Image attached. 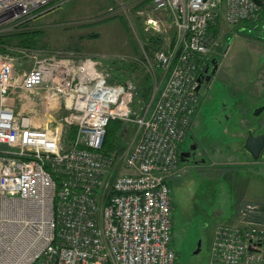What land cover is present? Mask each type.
<instances>
[{
  "label": "built area",
  "instance_id": "2783aa9c",
  "mask_svg": "<svg viewBox=\"0 0 264 264\" xmlns=\"http://www.w3.org/2000/svg\"><path fill=\"white\" fill-rule=\"evenodd\" d=\"M59 1L0 0V36ZM144 1L169 13L177 33L155 55L163 82L139 111L136 86L112 81L95 59L40 47L0 54V264H176L169 181L200 105L210 28L219 19L264 28V2ZM112 121L135 129L120 156L103 153ZM256 209L216 228L207 264H264V228L245 219Z\"/></svg>",
  "mask_w": 264,
  "mask_h": 264
},
{
  "label": "rangeland",
  "instance_id": "374dc122",
  "mask_svg": "<svg viewBox=\"0 0 264 264\" xmlns=\"http://www.w3.org/2000/svg\"><path fill=\"white\" fill-rule=\"evenodd\" d=\"M150 19L158 22L156 30L148 29ZM219 21L218 33L214 36L209 32L213 46L211 60L217 59L220 64L225 60L222 70L225 74L231 71H241L244 75L263 72L264 28H243L242 25H228L223 19ZM176 33L172 16L155 11L149 1L60 0L55 9L26 24L17 33L4 35L11 37L9 41L0 43V48L6 52L11 48L9 46L20 45L22 35L38 34L36 41L40 48L58 55H71L77 60L95 59L100 62V68L112 72L113 78L132 82L138 96L146 87L154 92L163 82V72L156 67L154 58L158 51H168L173 47L171 44ZM225 95L227 97L224 96L219 103L215 102V94H212L214 101H209L210 104L205 99L200 100L199 108L205 105L201 112V126L198 133L191 130V140L186 142L180 153L185 152L191 142L200 146L195 136L203 149L209 147V143L224 138V130L218 123L223 115L221 103L228 105V114L233 108L235 120H239L242 105L235 97L231 98L228 91ZM139 100L143 101V98ZM142 107L138 105L136 110ZM111 130L109 144L113 145V149L110 154L123 155L131 145L135 129L114 121ZM201 156L206 162L185 168L178 178L180 181H174L172 189L174 246L178 251L176 264H207L216 227L234 221L230 220L231 216L253 172L247 167L224 166L221 155ZM250 188L253 190L249 194L252 195V191L253 194L258 193L262 201L264 194L261 188L259 191L254 185ZM199 241L202 248L195 255Z\"/></svg>",
  "mask_w": 264,
  "mask_h": 264
},
{
  "label": "crops",
  "instance_id": "0c3cea01",
  "mask_svg": "<svg viewBox=\"0 0 264 264\" xmlns=\"http://www.w3.org/2000/svg\"><path fill=\"white\" fill-rule=\"evenodd\" d=\"M224 61H221L220 68L217 71L216 77L212 84V87L209 91H203L202 89L200 93V100H204L208 103L209 101H214L212 98V94H215V102L219 103L220 99H223L227 91L230 93V97H235L239 101L238 104L242 105L241 116L239 120H225L223 115L220 117L221 122L219 121V125L224 130V138L221 140L213 141V143H209V147L203 149L200 141L195 136L196 140L199 143V153L201 155L207 156H217L221 155L220 158L222 164L224 166H228L229 168H233L235 166L247 167L251 171V178L247 181L245 193L242 190L241 195L239 196L238 206L235 208V213L231 216V221L235 222H243L242 218H244L240 211L244 209L247 205H255L258 207L256 212L255 220H251L249 215L245 218L247 222L256 223L259 225L264 224V198L260 201V196L258 193H254L252 191V195L249 194V191L253 190L250 186H256V191H259V187L261 188L262 194H264V161H253L244 151L245 141L248 137V131L251 127L259 126L262 121L264 122V111L259 116L256 117L253 115L256 109L260 107H264V71L261 73H253L244 75L241 71H236V73H223L224 69ZM229 64V63H228ZM227 64V65H228ZM234 66V64H233ZM29 67V66H28ZM234 68V67H233ZM232 68L233 72L234 69ZM238 69V68H237ZM236 95V96H235ZM235 101V102H236ZM209 102L208 104H210ZM236 105V104H234ZM205 105L201 106L194 119L193 124L191 126V130L193 132L198 133L199 127L201 126V115L202 110ZM222 112L227 113L228 105L226 103H221ZM232 110H234L232 108ZM246 124H244L245 122ZM239 123V124H237ZM260 128V127H259ZM190 130V132H191ZM259 132L262 133L261 129ZM258 132V133H259ZM196 133V134H197ZM194 134V135H196ZM190 135V134H189ZM191 139V136H190ZM223 158V159H222ZM191 162L186 163L180 171L179 175H175L171 181H180L179 176L182 174L183 170L186 168H190ZM252 168V169H251ZM175 184V182H174ZM249 218V219H248Z\"/></svg>",
  "mask_w": 264,
  "mask_h": 264
},
{
  "label": "water",
  "instance_id": "95a60500",
  "mask_svg": "<svg viewBox=\"0 0 264 264\" xmlns=\"http://www.w3.org/2000/svg\"><path fill=\"white\" fill-rule=\"evenodd\" d=\"M219 69V64L216 61L212 62V70L209 72L206 71L205 74L201 75L198 79L199 87L197 92L200 93L203 85L210 87L211 80L213 76L217 73ZM264 111V107H260L255 110L254 116L259 117ZM260 127V128H259ZM264 122L260 124V126L251 127L248 131V137L244 144V151L245 153L253 160V161H260L264 159V131L262 133L259 132V129L263 130ZM259 132V133H258ZM198 144L194 142L190 148V151L182 152L180 154V159L183 163L190 161L192 158L196 157V153L198 152ZM205 162V160H203ZM202 242H199V246L202 248ZM199 247L198 251L195 254H199L201 248Z\"/></svg>",
  "mask_w": 264,
  "mask_h": 264
},
{
  "label": "trees",
  "instance_id": "16d2710c",
  "mask_svg": "<svg viewBox=\"0 0 264 264\" xmlns=\"http://www.w3.org/2000/svg\"><path fill=\"white\" fill-rule=\"evenodd\" d=\"M255 1L258 2V3H263L264 2V0H255ZM219 20H218L217 23L220 22ZM243 26H244L243 28H253L254 29V27H252V25L250 23H248V22L243 23ZM210 32L214 36L218 33L217 24L215 26H212L210 28ZM27 35H28V33H27ZM27 35L26 36L25 35H22V38L23 39H22V42H20V45L19 46L20 47H28V48H39V46L37 45L38 43L36 41V38H37L38 34H33L32 36H27ZM9 37H11V35L10 36H0V43H5V41H9L10 40ZM6 39H8V40H6ZM0 52H5V50L2 49V48H0ZM112 81L126 82L124 79H118L117 80L115 78H113ZM152 94H153V91H151V89L149 87H146V89H145L144 92H142V93L140 92V95L141 96L140 95L136 96L134 106L135 107H138V105L145 106L147 103H149V101H150V99L152 97ZM140 98H143V101H140L139 100ZM113 122L114 121H112L110 123L109 127H108L107 136H106V139H105V142H104V146H103V153L104 154H108V155H111L110 152L113 149V145L112 144H109V136H110L111 131H112L111 130V124ZM117 122L120 123V121H117ZM75 131H76V129L73 128L69 132V134H68L69 139H73L74 138ZM169 186H170L171 191H172V189L174 187V182L173 181H169ZM172 198H173V192H172ZM173 205H174V203H173ZM249 216H250L249 218L254 221L255 218H256V213H252ZM174 230H175V221H174ZM174 240H175V234H174Z\"/></svg>",
  "mask_w": 264,
  "mask_h": 264
},
{
  "label": "flooded vegetation",
  "instance_id": "af4514ba",
  "mask_svg": "<svg viewBox=\"0 0 264 264\" xmlns=\"http://www.w3.org/2000/svg\"><path fill=\"white\" fill-rule=\"evenodd\" d=\"M213 61H216L217 63L219 62V61H217V59H214ZM209 72L212 70V65H210L209 67H208V69H207ZM217 74V73H216ZM216 74L213 76V78H212V80H211V83H210V87H208V86H206L205 84L203 85V89L205 90V91H209L210 90V88L212 87V84H213V82H214V79H215V77H216ZM232 111H234V110H230V114H228V113H226V114H223V117H224V119L225 120H233L235 117H236V114H235V112L234 113H232ZM221 122V119L220 120H218V122ZM261 124V123H260ZM260 126V125H259ZM263 130H261V131H264V128H262ZM190 138H188L187 140H186V142L189 140ZM192 144L194 143V142H191ZM186 144V143H185ZM191 146L192 145H190L189 146V148L186 150V151H190V148H191ZM243 146H244V144H243ZM199 150V149H198ZM203 160H204V158L201 156V154L199 153V151L196 153V157H194V158H192L191 160H190V162L192 163V164H200V163H203ZM200 242V241H199ZM198 242V243H199ZM202 245V244H201ZM199 244H198V246H197V248H196V251H198V249H199ZM201 248V247H200ZM195 251V252H196ZM195 254V253H194ZM195 255H198V254H195Z\"/></svg>",
  "mask_w": 264,
  "mask_h": 264
}]
</instances>
